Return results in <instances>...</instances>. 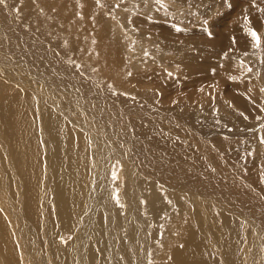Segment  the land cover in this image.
Instances as JSON below:
<instances>
[{
    "label": "bare ground",
    "instance_id": "6f19581e",
    "mask_svg": "<svg viewBox=\"0 0 264 264\" xmlns=\"http://www.w3.org/2000/svg\"><path fill=\"white\" fill-rule=\"evenodd\" d=\"M111 1L0 0V264H264V201L221 156L236 139L194 138L188 119L163 115L168 87L131 73ZM245 3L243 21H264V0ZM228 32L215 36L225 54ZM211 50L181 58L186 76ZM225 60L190 100L208 105L243 67ZM230 81V102L264 112L261 92Z\"/></svg>",
    "mask_w": 264,
    "mask_h": 264
},
{
    "label": "rangeland",
    "instance_id": "374dc122",
    "mask_svg": "<svg viewBox=\"0 0 264 264\" xmlns=\"http://www.w3.org/2000/svg\"><path fill=\"white\" fill-rule=\"evenodd\" d=\"M245 2L247 0H112L110 4L114 6L116 3L119 9V14L115 15L113 20L121 21L122 28L119 29L120 34L115 35V41L122 53L125 52V44H128L129 52L133 58H131L129 66L132 67V63L135 62V67L132 68H136L135 70L131 69V73L140 74L144 72L146 74H144V78H152V82H155L156 85L157 81H160L168 87L165 94L164 91L156 88L158 92L162 91V107L158 109L162 110L164 116L172 117V119L173 117L188 119L186 126L194 138L210 139L213 143L217 142V145L220 142L218 139L232 138L233 141L236 139L235 143L238 147L236 144L230 146L228 148L229 153L224 149L221 156L228 154L227 157L232 166L230 169L229 164L228 169L233 172V175L235 172L238 173L233 167H239L255 181L257 190L254 196L257 198L253 199L262 202L264 201V190L261 189L264 188V112L257 114L258 116L253 115V107L246 105L243 109H239L235 103L228 99L229 93L235 90L232 83L228 82L230 78H233L238 84L234 88L237 86L236 89L244 90L246 85L251 84L264 95V21H259L258 25L251 23L248 19H246L247 22L243 21L242 14L246 10L243 11L242 8L246 4ZM252 15L253 13L250 17H253ZM232 29H239L238 31H243V33L236 35L233 32H228ZM253 29L260 35L259 46H256V41L251 35L250 30ZM227 32L231 35L228 40L232 45L228 47V52L225 54L223 51H217L214 47L219 49L218 39L220 35L222 36ZM248 35L246 40L245 36ZM222 38L220 37V39ZM233 38H236L235 42L230 41ZM237 45L239 46L237 47ZM209 48L210 50L214 48L211 50L215 53H212V59L205 60L200 56L203 63L201 60L198 61L202 63L203 67L201 68V65L199 68L196 67L193 76H186L181 58L189 55L190 60L193 61L200 51ZM221 54L224 56H220ZM137 55L139 57L134 58ZM216 59L220 62L227 59L235 67L239 68V64L243 67H240V70H233L232 68L228 70L229 72H225L227 75L232 74L233 76L226 75L228 78L225 80V84L218 85L217 97L208 105L190 100L187 97L188 93L200 91L201 85L206 84L204 81H208L212 76L213 80L216 81L215 78L217 77L214 75L216 72L213 68L215 65L219 69L217 64L219 61ZM206 61L211 62L207 65ZM212 62L214 63L213 66H211ZM222 64L221 67L224 66ZM209 67H211V74L208 72ZM155 69H162L166 77L159 80L153 78L154 75L151 71ZM219 92H223L224 100L219 96ZM151 99L153 98L151 97ZM148 104L150 103L148 102ZM213 157L215 160L218 159L216 155ZM203 168L197 167V173L194 174L196 178L200 177L197 179L207 176L206 178L212 180L213 177V183L217 178L218 184L225 180V178L213 173L211 168L206 170ZM172 171L174 172L173 168ZM239 174L237 175L239 176ZM237 175L234 176L239 178ZM184 176L186 177L184 180H190V176ZM167 200L169 199L167 198ZM168 202L170 205L172 204L171 200ZM247 209L250 210L251 208L247 207ZM229 222L234 223L236 221L231 218L227 220V224ZM0 236L3 238V240L0 238V243L5 244L7 249V243L4 241L7 239L2 232Z\"/></svg>",
    "mask_w": 264,
    "mask_h": 264
},
{
    "label": "snow or ice",
    "instance_id": "6c2138e0",
    "mask_svg": "<svg viewBox=\"0 0 264 264\" xmlns=\"http://www.w3.org/2000/svg\"><path fill=\"white\" fill-rule=\"evenodd\" d=\"M261 11H264V9H261ZM251 35L256 41V46H259L261 38L258 32H256L254 29L251 30ZM233 42H235V38H233Z\"/></svg>",
    "mask_w": 264,
    "mask_h": 264
}]
</instances>
